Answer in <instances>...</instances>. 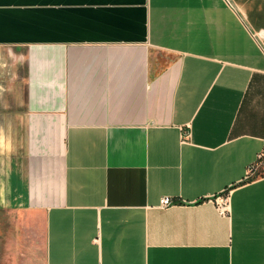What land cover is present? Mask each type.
Instances as JSON below:
<instances>
[{"label":"crops","instance_id":"crops-1","mask_svg":"<svg viewBox=\"0 0 264 264\" xmlns=\"http://www.w3.org/2000/svg\"><path fill=\"white\" fill-rule=\"evenodd\" d=\"M263 147L264 0H0V264H264Z\"/></svg>","mask_w":264,"mask_h":264},{"label":"built area","instance_id":"built-area-1","mask_svg":"<svg viewBox=\"0 0 264 264\" xmlns=\"http://www.w3.org/2000/svg\"><path fill=\"white\" fill-rule=\"evenodd\" d=\"M263 157H264L263 152L258 153L255 162L253 164H251L250 166H248V168L246 170V177L250 176L254 173L257 166L263 161ZM217 200H218V213L223 214V212L225 211V208H226L225 197L224 196H218ZM158 203H159V206H167L170 204V200L167 197H162L159 199Z\"/></svg>","mask_w":264,"mask_h":264},{"label":"trees","instance_id":"trees-1","mask_svg":"<svg viewBox=\"0 0 264 264\" xmlns=\"http://www.w3.org/2000/svg\"><path fill=\"white\" fill-rule=\"evenodd\" d=\"M261 152H263V154H264V147H263V150ZM263 160H264V157H263ZM259 168L257 167L255 169L254 173L252 175H250V176H247L246 179L243 180V181H247V180L253 179L254 177H256L258 175H261L263 172L261 170H259Z\"/></svg>","mask_w":264,"mask_h":264}]
</instances>
